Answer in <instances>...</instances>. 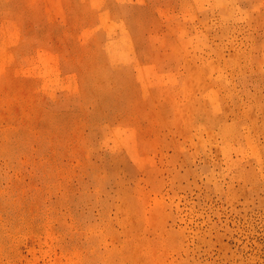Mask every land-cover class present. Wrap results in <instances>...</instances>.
Wrapping results in <instances>:
<instances>
[{"label": "rangeland", "instance_id": "374dc122", "mask_svg": "<svg viewBox=\"0 0 264 264\" xmlns=\"http://www.w3.org/2000/svg\"><path fill=\"white\" fill-rule=\"evenodd\" d=\"M262 43L264 0H0V264H264Z\"/></svg>", "mask_w": 264, "mask_h": 264}, {"label": "bare ground", "instance_id": "6f19581e", "mask_svg": "<svg viewBox=\"0 0 264 264\" xmlns=\"http://www.w3.org/2000/svg\"><path fill=\"white\" fill-rule=\"evenodd\" d=\"M257 3H258V2H257ZM260 3H261V2H260ZM258 4H259V3H258ZM255 5H256V4H255ZM255 5H253V6H255ZM259 5H260V4H259ZM236 10H237V9H236ZM238 10H239V9H238ZM238 10H237V11H238ZM249 10H250V9H249ZM237 11H236V13H237ZM240 14H241V13H240ZM237 15H238V13H237ZM239 16H243V15H239ZM246 16L248 17L249 15H246ZM262 44L264 45V43H262ZM262 44H261V45H262ZM115 45H116V44H115ZM263 45H262V48H264ZM108 80H109V79H108ZM106 81H107V80H106ZM108 82H109V81H108ZM105 92H106V91H105Z\"/></svg>", "mask_w": 264, "mask_h": 264}]
</instances>
